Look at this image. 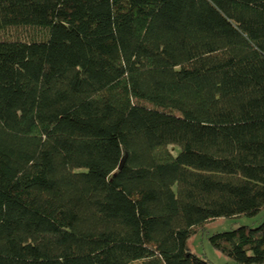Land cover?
<instances>
[{
    "label": "trees",
    "instance_id": "trees-1",
    "mask_svg": "<svg viewBox=\"0 0 264 264\" xmlns=\"http://www.w3.org/2000/svg\"><path fill=\"white\" fill-rule=\"evenodd\" d=\"M262 209L264 0H0V264H210Z\"/></svg>",
    "mask_w": 264,
    "mask_h": 264
},
{
    "label": "rangeland",
    "instance_id": "rangeland-1",
    "mask_svg": "<svg viewBox=\"0 0 264 264\" xmlns=\"http://www.w3.org/2000/svg\"><path fill=\"white\" fill-rule=\"evenodd\" d=\"M33 36L37 39L46 37L45 31L39 30H11V36L26 38ZM171 153L175 155L177 148L169 147ZM264 221V209L253 217L242 216L232 219H217L200 230H197L188 240V248L192 254L207 260L210 264H235L232 260L224 257L211 245L209 238L216 233H222L236 229L240 226L256 227Z\"/></svg>",
    "mask_w": 264,
    "mask_h": 264
},
{
    "label": "water",
    "instance_id": "water-1",
    "mask_svg": "<svg viewBox=\"0 0 264 264\" xmlns=\"http://www.w3.org/2000/svg\"><path fill=\"white\" fill-rule=\"evenodd\" d=\"M124 164V160L121 161L120 165H119V169H121V167L123 166Z\"/></svg>",
    "mask_w": 264,
    "mask_h": 264
}]
</instances>
